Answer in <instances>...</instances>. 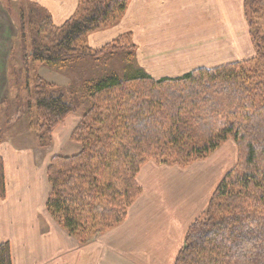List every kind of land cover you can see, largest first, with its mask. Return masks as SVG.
Listing matches in <instances>:
<instances>
[{
    "label": "trees",
    "instance_id": "16d2710c",
    "mask_svg": "<svg viewBox=\"0 0 264 264\" xmlns=\"http://www.w3.org/2000/svg\"><path fill=\"white\" fill-rule=\"evenodd\" d=\"M129 3L79 0L61 24L41 5L20 3L16 24L27 80L31 64L62 69L79 53L114 56L127 49L130 63L131 33L99 48L88 42L90 33L117 24ZM245 14L255 49L249 59L160 79L127 69L68 90L36 74L24 115L39 146L51 144L69 114L82 113L71 135L80 151L52 158L47 201L49 213L81 244L124 221L141 193L137 175L148 160L187 167L232 139L238 163L212 193L205 217L187 230L174 264H264V0H245ZM85 98L89 105L82 109ZM6 111L9 118V99L0 109V144ZM6 195L0 155V196ZM0 264H12L9 243L0 244Z\"/></svg>",
    "mask_w": 264,
    "mask_h": 264
},
{
    "label": "crops",
    "instance_id": "0c3cea01",
    "mask_svg": "<svg viewBox=\"0 0 264 264\" xmlns=\"http://www.w3.org/2000/svg\"><path fill=\"white\" fill-rule=\"evenodd\" d=\"M23 2L47 9L56 24L79 7V0H0V105L10 98L3 84L11 40L17 36L11 7ZM122 33H131L136 46L127 68L143 70L155 79L179 77L195 68H213L255 54L245 0H130L121 20L90 33L88 42L101 47ZM4 113L7 123L0 155L7 195L0 196V244H10L12 264H174L187 230L203 216L230 164L227 150L218 157L221 149L187 167L148 160L137 175L141 193L124 221L81 244L47 209L50 162L71 150L68 144L80 116L69 114L54 129L51 144L41 147L27 126L22 134L19 126L14 130L20 117L11 113L8 118Z\"/></svg>",
    "mask_w": 264,
    "mask_h": 264
},
{
    "label": "rangeland",
    "instance_id": "374dc122",
    "mask_svg": "<svg viewBox=\"0 0 264 264\" xmlns=\"http://www.w3.org/2000/svg\"><path fill=\"white\" fill-rule=\"evenodd\" d=\"M12 3H15V2L13 1ZM11 13L15 16V18H13L15 22H17L19 19V9L17 8V6L12 5ZM245 15L247 16V14ZM16 28H17V24H16ZM103 29H107V28H103ZM121 35H123V33L120 34L119 36ZM18 41H19V36H18V29H17V36L11 40V44H13V48H11L9 64L7 66V77L8 78L7 80L4 81V84H3L5 88V95L7 94V96L8 95L10 96L9 101H10V110H11L12 116L20 117L19 121L16 124V127L10 126V127H14V130L19 126L18 130L20 133L18 134H22L21 133L22 131L27 132V130H25V126H27V116H26L27 114L24 115L25 114V104L28 101V96L30 94L29 89L30 88L31 90L34 89L36 74L42 76L48 82L55 83L68 90L69 88L80 89L88 83L91 85L93 83L92 81H96L100 78H104L107 75L114 73V72L123 74L125 71H129L127 70L129 69L127 68L129 62L126 59L128 50L124 49L120 51V53L114 56L107 54V55L100 56V57H94L90 55L83 56L80 53L74 54L73 55L74 57L76 56L78 57L70 61V63L62 69L51 67L48 65L39 64V63L31 64L32 67L30 70V80H27V78L25 77V73H24L25 71L21 70L23 68L24 62H23L21 45L18 44ZM132 43H133V38H132ZM18 94L20 95V98H18L20 99V103H18L17 101ZM85 99L86 101L82 109L86 108L89 105V101L87 100V98ZM3 106H4V103L0 105L1 111L3 110ZM34 112H35V109H34ZM4 114L5 113L2 112L3 119L4 117L6 118V115ZM74 114H78L81 120L82 113L80 111L75 112ZM6 123L7 122L4 119L3 121L4 129H5ZM12 130L13 128H11V131H10L11 133L14 132ZM28 131L33 132L35 134V132L30 129H28ZM30 134L31 133H28V136ZM229 146H230V149H229ZM70 148L71 150L67 152H62L63 155H66V154L72 155L80 151V146L77 143L73 142L72 140L68 144L67 150ZM220 149L221 151L219 152L218 157L220 158L224 157L225 156L224 152L225 150H227L229 154L228 158H230V164H228V166H226L225 168L226 172H222L221 174V177H224L229 171H231L237 165L238 160H239V152H238L237 144L232 139H229L226 142H224L217 150H220ZM215 152H213L211 155H213ZM231 154H232V157H231ZM211 155H209L208 157L204 159L209 158ZM204 159H201V160H204ZM197 161H200V160H197ZM204 217L205 215L202 216V218Z\"/></svg>",
    "mask_w": 264,
    "mask_h": 264
}]
</instances>
